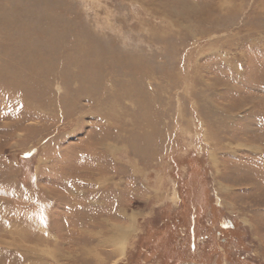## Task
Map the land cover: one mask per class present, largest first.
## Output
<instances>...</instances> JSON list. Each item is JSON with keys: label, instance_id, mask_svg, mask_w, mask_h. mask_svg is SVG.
<instances>
[{"label": "rangeland", "instance_id": "1", "mask_svg": "<svg viewBox=\"0 0 264 264\" xmlns=\"http://www.w3.org/2000/svg\"><path fill=\"white\" fill-rule=\"evenodd\" d=\"M0 264H264V0H0Z\"/></svg>", "mask_w": 264, "mask_h": 264}, {"label": "bare ground", "instance_id": "2", "mask_svg": "<svg viewBox=\"0 0 264 264\" xmlns=\"http://www.w3.org/2000/svg\"><path fill=\"white\" fill-rule=\"evenodd\" d=\"M14 234V236H18V234H21V233H19V231H17V233H13ZM43 234V233H42ZM45 236V235H44ZM22 237V236H21ZM45 238H46V236H45ZM40 240H44L45 241V239L44 238H42V237H40L39 238ZM47 240V239H46ZM28 242V241H27ZM16 243V242H15ZM11 244V243H10ZM28 244V243H27ZM12 245H15L14 243H12ZM16 245H22V246H24V244H22V243H20V244H18V243H16ZM26 246H28V245H26ZM120 247V246H119ZM28 249V248H27ZM39 250V249H38ZM41 250V249H40ZM122 250V249H121ZM37 252V251H36ZM30 253V252H29ZM32 254V253H31ZM28 255V254H27Z\"/></svg>", "mask_w": 264, "mask_h": 264}, {"label": "trees", "instance_id": "3", "mask_svg": "<svg viewBox=\"0 0 264 264\" xmlns=\"http://www.w3.org/2000/svg\"><path fill=\"white\" fill-rule=\"evenodd\" d=\"M190 220H193V218L192 217H190ZM175 244H176V241H175V239H174V245H173V247H174V249L176 250L177 249V247L175 246ZM172 247V248H173Z\"/></svg>", "mask_w": 264, "mask_h": 264}]
</instances>
